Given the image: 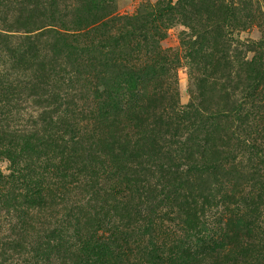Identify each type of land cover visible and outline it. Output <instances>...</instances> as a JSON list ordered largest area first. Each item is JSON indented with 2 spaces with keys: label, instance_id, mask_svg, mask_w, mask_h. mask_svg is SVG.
<instances>
[{
  "label": "trees",
  "instance_id": "1",
  "mask_svg": "<svg viewBox=\"0 0 264 264\" xmlns=\"http://www.w3.org/2000/svg\"><path fill=\"white\" fill-rule=\"evenodd\" d=\"M39 2L19 0L17 15L0 24V66L11 64L0 70V264H264L263 184V194L239 200L244 211L216 221L209 241L193 230L192 219L191 234L171 247L159 245L154 230L142 231L171 199L170 187L183 181L175 165L167 186L143 182L158 162L171 161L156 141H146L169 127L161 113L167 101L183 123L192 107L178 108L175 96L132 68L126 54L114 57L115 0H76L74 19L66 22L43 15ZM78 93L82 107L74 102ZM30 100L41 109L38 117L13 125ZM85 120L96 137L78 130L77 121ZM193 163V173L212 165ZM195 182L193 191L204 197ZM234 198L228 202L238 206ZM115 204L124 206L116 211L122 215L112 211Z\"/></svg>",
  "mask_w": 264,
  "mask_h": 264
},
{
  "label": "rangeland",
  "instance_id": "2",
  "mask_svg": "<svg viewBox=\"0 0 264 264\" xmlns=\"http://www.w3.org/2000/svg\"><path fill=\"white\" fill-rule=\"evenodd\" d=\"M55 1L50 7L51 0H41V13L64 22L73 20L76 0H58L56 5ZM18 4L19 0H0V24L6 16L12 21L20 9ZM42 8H46L44 12ZM111 13L120 20L111 33L118 42L112 47L114 57L126 54L132 68L175 96L178 108L192 107L187 112L191 120L183 123L182 116L174 120L176 115L170 113L167 101L161 113L162 117L169 116V127L151 134L146 141H156L163 152H169L171 161L158 162L143 175V182L167 186L169 169L175 165L181 166L183 181L170 187L167 194L171 199L164 201L153 226L141 229L154 230L152 238L171 247L191 234L186 224L192 219L193 230L209 241L220 226L216 221L225 222L235 209L244 211L245 204L239 200L263 194L259 187L264 186V0H115ZM86 42L99 49V43L91 38ZM10 67L8 63L0 70ZM79 95L74 102L82 107L84 94ZM21 110L11 120L18 127L37 118L41 111L31 100ZM77 122L86 137H96L97 131L88 120ZM193 160L211 161L212 165L193 173L197 168ZM2 167L6 171L7 163ZM193 181L196 186L200 183L204 197L193 191ZM232 198L238 206L228 202ZM81 200L87 203L89 197L81 196ZM115 207L112 211L122 212L124 206ZM193 235L197 244L194 231Z\"/></svg>",
  "mask_w": 264,
  "mask_h": 264
}]
</instances>
